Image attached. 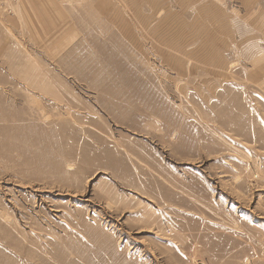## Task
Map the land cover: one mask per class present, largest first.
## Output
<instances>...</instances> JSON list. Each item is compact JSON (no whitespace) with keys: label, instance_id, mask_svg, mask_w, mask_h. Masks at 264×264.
I'll return each instance as SVG.
<instances>
[{"label":"rangeland","instance_id":"1","mask_svg":"<svg viewBox=\"0 0 264 264\" xmlns=\"http://www.w3.org/2000/svg\"><path fill=\"white\" fill-rule=\"evenodd\" d=\"M0 264H264V0H0Z\"/></svg>","mask_w":264,"mask_h":264},{"label":"bare ground","instance_id":"2","mask_svg":"<svg viewBox=\"0 0 264 264\" xmlns=\"http://www.w3.org/2000/svg\"><path fill=\"white\" fill-rule=\"evenodd\" d=\"M13 1V0H12Z\"/></svg>","mask_w":264,"mask_h":264}]
</instances>
